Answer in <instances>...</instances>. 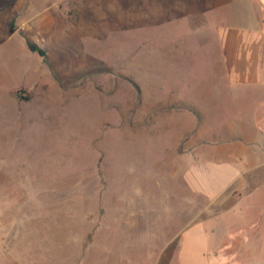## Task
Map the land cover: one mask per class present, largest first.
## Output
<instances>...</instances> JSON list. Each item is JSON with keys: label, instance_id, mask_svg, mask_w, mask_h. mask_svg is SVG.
I'll use <instances>...</instances> for the list:
<instances>
[{"label": "rangeland", "instance_id": "obj_1", "mask_svg": "<svg viewBox=\"0 0 264 264\" xmlns=\"http://www.w3.org/2000/svg\"><path fill=\"white\" fill-rule=\"evenodd\" d=\"M178 10L160 20V0H0V264H176L180 231L214 212L220 227L219 206L183 180L212 159L184 150L192 115L205 110L210 129L250 108L264 118V78L227 88L214 21ZM217 84L206 105H185Z\"/></svg>", "mask_w": 264, "mask_h": 264}, {"label": "crops", "instance_id": "obj_2", "mask_svg": "<svg viewBox=\"0 0 264 264\" xmlns=\"http://www.w3.org/2000/svg\"><path fill=\"white\" fill-rule=\"evenodd\" d=\"M169 7L180 9L175 12L177 20L185 17L181 10H190L192 17L205 16L211 23L214 21L212 25L216 27L219 45L218 70L214 74L225 77L227 88L255 87L261 83L264 78V0H160V20L167 18ZM170 89L180 90L160 84V95ZM202 90L210 94H204L203 101L199 102L195 97L189 98L185 105H206L214 96L213 92L221 91L222 86L210 85ZM182 97L185 94L178 93L174 101ZM242 101L245 107H251L247 99ZM160 105L169 107L166 112L171 114L179 104H166L160 96ZM256 107H264V104ZM192 116L196 124L192 135L186 139L184 150L193 157L197 150H203L198 151L200 155L212 159L193 161L185 170L183 180L190 192L206 200L207 208L219 206L220 227L213 225L214 212L204 221L180 231L176 264H212L208 252L217 248L214 243L218 239L222 249L221 264H264V196L260 195L264 187V118L250 108L240 121L231 125L226 122L211 130L205 110Z\"/></svg>", "mask_w": 264, "mask_h": 264}]
</instances>
